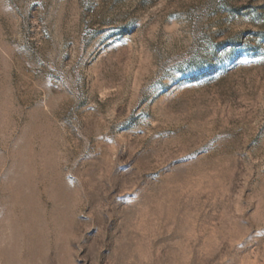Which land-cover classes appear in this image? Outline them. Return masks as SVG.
<instances>
[{
	"label": "rangeland",
	"instance_id": "374dc122",
	"mask_svg": "<svg viewBox=\"0 0 264 264\" xmlns=\"http://www.w3.org/2000/svg\"><path fill=\"white\" fill-rule=\"evenodd\" d=\"M0 264H264V0H0Z\"/></svg>",
	"mask_w": 264,
	"mask_h": 264
}]
</instances>
